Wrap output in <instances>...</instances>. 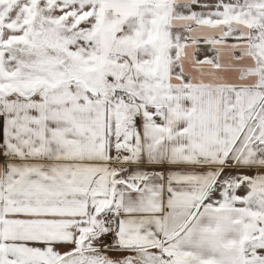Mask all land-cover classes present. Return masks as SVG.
I'll use <instances>...</instances> for the list:
<instances>
[{"label":"snow or ice","instance_id":"6c2138e0","mask_svg":"<svg viewBox=\"0 0 264 264\" xmlns=\"http://www.w3.org/2000/svg\"><path fill=\"white\" fill-rule=\"evenodd\" d=\"M0 264H264V0H0Z\"/></svg>","mask_w":264,"mask_h":264}]
</instances>
